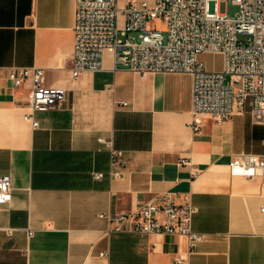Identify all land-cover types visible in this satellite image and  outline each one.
<instances>
[{"label": "crops", "instance_id": "0c3cea01", "mask_svg": "<svg viewBox=\"0 0 264 264\" xmlns=\"http://www.w3.org/2000/svg\"><path fill=\"white\" fill-rule=\"evenodd\" d=\"M73 20L74 0H0V175L12 182L0 264H172L185 236L114 231L109 219L160 192H189L192 228L206 234L187 264H264V179L228 167L237 152L264 153L249 102L194 131L187 73L114 67L105 52L102 69L73 79ZM14 65L43 67L46 83L65 89L33 113L37 126L24 117L31 80L14 87ZM111 149L121 152L114 164Z\"/></svg>", "mask_w": 264, "mask_h": 264}, {"label": "built area", "instance_id": "2783aa9c", "mask_svg": "<svg viewBox=\"0 0 264 264\" xmlns=\"http://www.w3.org/2000/svg\"><path fill=\"white\" fill-rule=\"evenodd\" d=\"M122 1V7L119 2ZM233 15L222 12L220 0H74L73 49L70 76L104 67L108 52L114 62L138 73H187L191 76V120L194 131L205 115L223 120L250 105L254 122L264 123V0H232ZM165 25L166 35L155 24ZM217 55L209 66L201 57ZM14 87L31 80L24 117L57 106L65 89L48 85L45 69L37 65L10 67ZM102 140V139H99ZM121 152L111 149V163ZM180 163H189L181 158ZM232 175L264 179V153L240 151L228 163ZM111 177L119 176L110 170ZM95 179L102 171H93ZM10 174L0 175V204L11 199ZM189 192L154 194L135 209L109 216L114 231L179 234L187 239V253L172 264H187V255L206 234L192 228L195 212ZM264 211V204L260 206ZM9 231V229H8ZM32 230L28 229V236ZM105 254L101 252L100 255Z\"/></svg>", "mask_w": 264, "mask_h": 264}, {"label": "rangeland", "instance_id": "374dc122", "mask_svg": "<svg viewBox=\"0 0 264 264\" xmlns=\"http://www.w3.org/2000/svg\"><path fill=\"white\" fill-rule=\"evenodd\" d=\"M122 4H123L122 1H120L119 7H122ZM219 8L222 12H226L228 15H233L238 9L237 5L234 4L232 0H220ZM155 24L162 30L163 34L166 35V31H165L166 29L164 23L162 22L157 23V21H155ZM201 57L206 61V63L209 66L213 64V61L216 62L219 59L217 55H211L207 53L202 54Z\"/></svg>", "mask_w": 264, "mask_h": 264}]
</instances>
